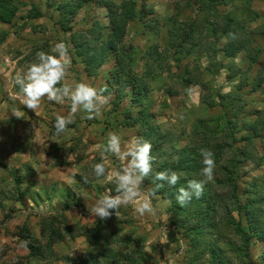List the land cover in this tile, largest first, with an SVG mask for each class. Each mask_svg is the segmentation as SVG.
I'll use <instances>...</instances> for the list:
<instances>
[{
    "label": "rangeland",
    "instance_id": "1",
    "mask_svg": "<svg viewBox=\"0 0 264 264\" xmlns=\"http://www.w3.org/2000/svg\"><path fill=\"white\" fill-rule=\"evenodd\" d=\"M53 1V5H57L66 0ZM198 1L195 0L196 6ZM251 1L253 9L264 16V0ZM18 2L20 8L14 24L0 25V33L3 30L8 32L0 45V264H16L22 260L26 264L29 260L26 237L29 235H33L32 243L39 253L30 260V264H74L71 260L99 247L93 238L94 231H90L99 219L91 214V207L103 194H115V185L107 177L96 178L92 165L104 162L109 174L121 167V162L111 154L102 161L96 146L106 142L109 132L120 135L122 144L135 136L143 137L152 144L155 173L162 168V161L177 159L184 149L192 145L196 136L193 130L200 126V121L211 123V117L220 113L221 108L216 104L220 98L215 97L216 90L226 94L233 89L230 83H226L225 72L219 76L200 74L203 81L198 87L184 85L181 81L184 69L177 65L176 56L157 57V64L154 65L153 61L152 66L147 62L148 57L142 58L145 51H153L155 47L157 52H162V49L167 52L165 36L168 26L163 20L173 14L171 0H113L115 11L121 13L129 7L144 15L143 20L138 18L129 24L122 43L124 48H132L137 53L134 71L142 77L139 86L143 91L148 88L141 101H135L134 90L127 84L129 80H125L130 79V72L120 70L114 74L116 67L113 61L102 64L90 61V57L95 56L92 54L101 47L94 40L90 28L95 21L109 23L108 9L97 4L98 0L84 3L73 22L69 13L63 15L67 24L73 23L72 31H64L60 10L50 7L48 0ZM33 4L41 9L42 16L28 20L26 16H34ZM75 37L92 43L95 51H91L88 59L75 46ZM61 41L68 46L71 61L67 82H85L97 88L106 85L108 91L104 95L111 94V99L98 118L86 119V113L78 112L68 131L57 136L55 117L69 114L70 101L57 104L45 98L33 112L21 102L15 77L35 62L38 51L51 54L53 46ZM167 54L172 55V50ZM187 58L190 67L197 65L198 62L192 60L195 57ZM126 63L132 67L125 58ZM199 63L206 66L204 58H200ZM118 75H123L127 82L121 84L116 78ZM246 102L240 119L244 122L242 128H246L250 113L264 108V95L252 93ZM13 112H18L21 118L14 116ZM141 113L145 115L134 123ZM249 134L254 136L253 132H239L237 135ZM245 145L263 157V164L258 167L256 162L245 161L240 169L245 175L244 181L257 179V183L264 186V137L254 136ZM217 177L214 174L213 179ZM151 187L149 177L141 186L145 197ZM151 201L154 214L140 216L135 205L121 207L117 216L113 212L110 228L103 229V234L111 242L108 247L120 254L116 255L118 258L124 254L137 256L139 249L143 250L145 256L141 264H191L190 258L196 252L189 247L191 236L173 220L176 217L173 201L163 198L160 190L151 197ZM223 211L224 206H221L219 213L222 216ZM230 216L237 218V213ZM222 226L220 229L224 233L220 236V243L226 246L228 234ZM58 227L65 237L52 242L49 235L51 232L54 235ZM118 239L123 241L118 243ZM233 240L239 242L238 237ZM253 243L251 251L257 259L264 252V242ZM196 262L211 264L207 255Z\"/></svg>",
    "mask_w": 264,
    "mask_h": 264
},
{
    "label": "trees",
    "instance_id": "2",
    "mask_svg": "<svg viewBox=\"0 0 264 264\" xmlns=\"http://www.w3.org/2000/svg\"><path fill=\"white\" fill-rule=\"evenodd\" d=\"M18 1L0 0L1 22H13L20 8ZM48 1L50 7L55 6L60 10L62 14L60 22L62 21L64 31L73 30L74 16L80 8H83L84 3L91 2V0H66L53 5V0ZM171 2L174 15H169L163 21L168 26L165 36L166 51L172 50L173 54L169 56L163 49L162 52H157L155 47L153 51L150 49L145 51L142 58L148 57L147 62L152 66L153 61L154 65L157 64V57L163 59L176 56L177 65L184 69L181 76L184 85H202L203 79L200 74L210 73L216 76L224 69L233 90L226 94L216 90L215 97L220 98L216 101L221 108L220 113L211 117V123L208 120H205V123L200 121V126L193 130L196 136L192 145L184 149L177 159L172 161L166 159L161 162L162 168L158 171H176L181 179L175 187L165 184L160 192L163 198L173 201V212L176 216L174 222L191 236L189 247L196 254L190 258L189 263L196 264V260L207 255V261L211 264H264V252L256 259L251 251L253 242H264V186L257 183V179L251 182L244 181L245 175L240 171L245 161L256 162L258 167L263 164V157L245 144L253 140L254 136L264 137V108L248 115L246 128L241 127L244 122L240 119H242L243 105L247 103V96L257 92L264 95V16L253 9L251 0H199L197 6L195 0H171ZM97 4L108 9L109 23L95 21L90 28L94 40L101 44V47L92 54L95 56L90 57V61L92 59V62L98 61L99 64L113 61V66L116 67L114 74L120 70L130 72V79L125 80H129L127 84L134 90L135 101H141L145 98L148 88L143 91L139 86L142 77L134 71L137 53L132 48H124L122 43L129 24L138 18L143 20L144 15L129 7L121 13L115 11L116 3L114 5L113 0H98ZM230 7L233 8L227 10ZM31 10L34 16L31 14L26 16L28 19L42 16V11L37 5L33 4ZM67 13L71 15L70 25L63 19V15ZM147 22L145 21V24ZM230 32L235 33L238 38L230 39L228 37ZM0 35L1 44L8 32L3 30ZM76 38L79 37L74 38L75 46L83 55H87L88 59L91 51H95L92 50V43L88 44ZM84 48L88 51L86 52ZM187 57H195L192 60L198 62L197 65L190 67ZM205 57L207 64L202 67L199 59ZM125 58L130 61L131 68L127 63L125 64ZM191 58L189 63L192 61ZM122 76H116L121 84L127 82ZM143 115L145 113L138 115L134 123ZM239 132H253L254 136L252 134L238 136ZM202 148L213 152L214 174L218 177L205 184L201 198L193 197L187 206L181 207L176 202L178 189L186 188L185 185L189 180L203 179L201 176L203 163L200 155ZM16 180L20 181L19 178ZM221 206L225 209L223 216L219 213ZM234 212L237 213V218L230 216ZM110 222V218L96 220V226L90 231H94L93 238L98 242V249L95 248L93 252L89 250L86 255L71 260L72 263L122 264L124 260L125 264L143 263L141 260L145 252L140 249L136 253L137 256L124 254L121 258L116 257L120 254L108 247L111 242L109 237L103 234L104 228H110ZM221 225L228 234L226 246L220 243V236L224 233L220 229ZM60 230V227L55 228L54 235L49 231L52 242L64 239L65 235ZM32 236L26 237V245L29 248V260L26 264H30V260L39 255L32 243ZM234 237H238L239 242L234 241ZM122 241V239L117 240L118 243ZM108 250L110 251L106 253ZM225 251L227 257L224 255ZM16 264H24V262L22 260Z\"/></svg>",
    "mask_w": 264,
    "mask_h": 264
},
{
    "label": "clouds",
    "instance_id": "3",
    "mask_svg": "<svg viewBox=\"0 0 264 264\" xmlns=\"http://www.w3.org/2000/svg\"><path fill=\"white\" fill-rule=\"evenodd\" d=\"M232 40L237 39L235 33H228ZM71 61L68 46L63 42L56 43L51 49V54L45 51L36 53L35 62L30 63L23 73H17L15 84L21 94L23 105L35 112L43 99L57 104L70 101L68 115H56L54 129L57 136L68 131V126L74 123L78 112L86 113V119L98 118L102 109L109 103L111 94L105 85L102 88L94 87L85 82L74 84L67 82ZM21 118L18 112H13ZM97 150L101 153L102 161L108 155L115 156L121 167L108 173L106 164L98 162L92 165L96 178L107 177L115 185V194H103L91 207V214L100 220L117 216L121 207L135 205V211L140 216L154 214L151 197L165 187H175L181 177L176 171L163 170L153 173L152 144L143 137L135 136L129 142L122 144V138L115 132H109L106 142L98 144ZM203 179H192L187 182V187H180L176 194V202L181 207L187 206L193 197L201 198L205 184L214 178L215 160L211 150L201 149ZM151 177L153 187L148 189L145 197L141 190L144 181ZM143 197V198H142Z\"/></svg>",
    "mask_w": 264,
    "mask_h": 264
},
{
    "label": "crops",
    "instance_id": "4",
    "mask_svg": "<svg viewBox=\"0 0 264 264\" xmlns=\"http://www.w3.org/2000/svg\"><path fill=\"white\" fill-rule=\"evenodd\" d=\"M18 14V13H17ZM16 18H17V16H16ZM15 18V19H16ZM15 19L13 20V22L12 23H4V22H1L0 21V25L2 24H7V25H13L14 24V22H15ZM26 19H28L27 17H26ZM34 19H37V18H29L28 20H34ZM15 35V34H14ZM8 36V35H7ZM7 38V37H6ZM5 41V40H4ZM4 41L0 44V45H2L3 43H4ZM205 59V61H206V64H207V59H206V57L204 58ZM222 72H225V70L224 69H222L221 70V72L218 74V75H216V76H219V75H221V73ZM208 74H210V73H208ZM225 76H226V72H225ZM226 83H230L228 80H227V76H226ZM231 84V83H230ZM190 85H193V86H200V84H190Z\"/></svg>",
    "mask_w": 264,
    "mask_h": 264
}]
</instances>
